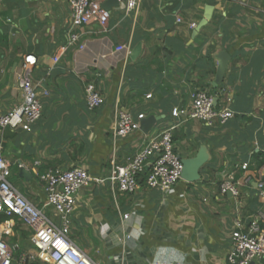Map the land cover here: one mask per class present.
Masks as SVG:
<instances>
[{"label": "crops", "instance_id": "1", "mask_svg": "<svg viewBox=\"0 0 264 264\" xmlns=\"http://www.w3.org/2000/svg\"><path fill=\"white\" fill-rule=\"evenodd\" d=\"M119 2L104 27L72 30L69 0H0V115L22 104L18 80L27 55L37 59L31 81L48 93L31 132L3 133L11 179L59 225L45 205L40 176L82 168L94 178L76 196L69 239L95 264H227L238 226L249 233L257 222L264 230V197L257 191L264 183V156L256 159L264 155V0H141L129 13L126 0ZM208 8L211 19L196 32ZM71 31L79 34L76 44H70ZM221 51L230 61L214 95ZM90 84L103 99L95 110L85 96ZM197 92L216 97V108L231 110L234 118L212 126L189 119ZM117 110L138 124L148 116L160 120L148 135L139 130L114 139ZM168 129L182 158L207 148L200 180H181L169 191L149 189L144 178L134 194L112 189L106 180L112 163L124 164ZM19 168L29 179L18 176ZM227 176H233L238 198L221 193ZM20 226L29 235L18 245L30 237Z\"/></svg>", "mask_w": 264, "mask_h": 264}, {"label": "built area", "instance_id": "2", "mask_svg": "<svg viewBox=\"0 0 264 264\" xmlns=\"http://www.w3.org/2000/svg\"><path fill=\"white\" fill-rule=\"evenodd\" d=\"M141 0H126L125 13H129L139 5ZM72 17V30L84 25L97 23L104 27L110 12L95 0H69ZM181 22V20H177ZM195 24H190L194 29ZM70 44L79 42V34L71 31ZM124 48H118L122 51ZM56 59L55 61H57ZM37 59L33 55L23 58L21 65L22 75L19 78V87L22 92V104L0 115V218H9V221L0 220V264H95L84 252L69 239L70 216L75 210L76 196L79 191L88 186L94 178L82 168L67 170H48L40 176L46 198L45 205L50 207L59 220L54 219L31 204L9 181L11 177L10 165L4 157V131L6 129L31 132L42 116V98L47 96L46 91H40L30 79ZM85 96L90 110L98 109L103 99L95 86H86ZM188 118L212 126L215 123L226 124L234 118V112L229 109H217L214 106V96L205 92L192 95V105ZM139 131V124L131 114L124 110L116 112V127L113 130L114 139H125ZM182 161L175 151L172 129L163 131L159 136L146 142L140 151L124 164L112 163L109 176L106 179L112 189L121 193L134 194L140 188L144 178L149 189L169 191L181 181ZM242 170L247 165L241 166ZM98 183L103 180L96 179ZM258 195L264 197V183L258 184ZM222 194L239 197L238 186L233 176H227L221 186ZM262 218V217H261ZM16 219L25 231L30 233L28 246L17 259L15 252L23 246L9 244L8 239L13 236ZM231 248L227 255V264H252L264 261V230H260L257 222L250 226V232L240 230L238 226L231 233ZM34 248V250L32 249Z\"/></svg>", "mask_w": 264, "mask_h": 264}, {"label": "water", "instance_id": "3", "mask_svg": "<svg viewBox=\"0 0 264 264\" xmlns=\"http://www.w3.org/2000/svg\"><path fill=\"white\" fill-rule=\"evenodd\" d=\"M119 0H107L102 4V7L108 11H110L112 8L119 7ZM211 9L208 8L205 12V16L196 28V32H198L201 28L207 25L208 20L211 19ZM139 51V48L133 51V53L130 55L131 59H134L135 56H137V53ZM215 60L217 62L216 67V75L213 83L211 84L214 95L217 94L218 88L223 84L224 82V76L230 61V56L227 52L221 51L215 56ZM218 99L214 97V106L216 107ZM160 120L158 116H148L141 118L139 121V130L141 133L148 135L152 128L155 126V124ZM181 157V156H180ZM182 172H181V179L184 182L187 183H194L200 180V171L204 167V165L207 164L209 161V154L208 150L205 146H201L199 150L197 151L196 155L192 158H182ZM18 176L20 178H23L24 180L29 179L31 176L28 171H26L24 168H19V174ZM253 264V263H252Z\"/></svg>", "mask_w": 264, "mask_h": 264}, {"label": "trees", "instance_id": "4", "mask_svg": "<svg viewBox=\"0 0 264 264\" xmlns=\"http://www.w3.org/2000/svg\"><path fill=\"white\" fill-rule=\"evenodd\" d=\"M260 156H264V155H257L256 156V159H258ZM256 161V160H255ZM261 163L262 162H258V160L256 161V167L258 168V167H260V165H261ZM0 220L1 221H9V218H6V217H4V216H2L1 218H0ZM14 221H15V223H16V225H15V228H14V231H15V235L13 236V237H11V238H9V244H14L16 241H17V239H23V240H26L27 239V237H28V233H26V232H24V231H22V230H20V222H18L16 219H14ZM21 246H23L20 250H18V251H16L15 252V257H17L23 250H24V248H26L25 246H26V244L25 243H21ZM32 264H40L39 262H34V263H32Z\"/></svg>", "mask_w": 264, "mask_h": 264}, {"label": "rangeland", "instance_id": "5", "mask_svg": "<svg viewBox=\"0 0 264 264\" xmlns=\"http://www.w3.org/2000/svg\"><path fill=\"white\" fill-rule=\"evenodd\" d=\"M5 156V155H4ZM9 181H10V183H14V185L15 186H17V187H15L21 194L23 193V194H25L26 193V189H25V187H24V185H20L19 183L16 185L15 184V182L16 181H18L19 182V180H17L15 177H13L12 179H11V177H10V179H9ZM23 184V183H22ZM22 194V195H23ZM46 215L48 216V213L46 212ZM48 217H51V216H48ZM26 245H28V243H26ZM32 249L34 250V248L32 247ZM39 262V261H38ZM39 263H41V262H39ZM43 264V263H42Z\"/></svg>", "mask_w": 264, "mask_h": 264}]
</instances>
